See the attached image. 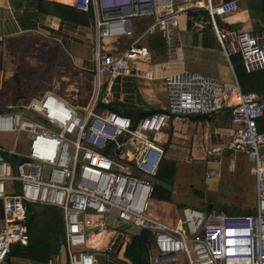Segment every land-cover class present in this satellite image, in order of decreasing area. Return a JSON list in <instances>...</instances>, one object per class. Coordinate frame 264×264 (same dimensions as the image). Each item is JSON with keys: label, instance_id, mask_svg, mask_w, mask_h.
<instances>
[{"label": "built area", "instance_id": "1", "mask_svg": "<svg viewBox=\"0 0 264 264\" xmlns=\"http://www.w3.org/2000/svg\"><path fill=\"white\" fill-rule=\"evenodd\" d=\"M169 1L74 0L75 8L92 16L91 67L72 63L90 76L91 97L77 106L51 87L0 109V133L14 134L9 147L0 146V264H7L12 246L27 242L23 220L30 203L60 208L66 264H97L95 252L116 253L131 235L126 228L150 233L148 264H264V131L256 128L264 96L242 92L235 79L219 81L178 70L162 77L160 111L132 121L97 106L98 101L107 105L100 87L116 75L152 77V56L137 42L139 37L158 34L162 59H175L178 12L186 14L189 30L208 28L225 57L239 56L245 72L264 69V35L237 29L224 19L237 7L236 0H195L201 4L183 9ZM142 19L149 21L140 36L118 49V40L130 36ZM105 39L113 42L108 49L103 48ZM225 108L228 122L215 132L228 136L227 147L252 162L251 210L226 213L183 205L172 222L152 216L150 178L163 157L155 134L172 116ZM19 134L23 151L16 148ZM103 232L107 240L97 246L96 236Z\"/></svg>", "mask_w": 264, "mask_h": 264}, {"label": "crops", "instance_id": "2", "mask_svg": "<svg viewBox=\"0 0 264 264\" xmlns=\"http://www.w3.org/2000/svg\"><path fill=\"white\" fill-rule=\"evenodd\" d=\"M43 1L38 3L37 0H0V75L3 80L7 79L11 82L13 87L10 86L14 92L13 96L16 97L17 95L21 96L24 86H26L21 80L31 74V67L27 68L18 63L16 64L17 68H13L11 66L12 64H8L7 58L9 56L16 57L15 54L21 52V43L24 40L32 41L33 43L42 42V48H45L46 44H49V47L53 46V52L56 51L61 56L67 57L68 62L74 69L73 64L80 67H91L90 59L93 39L91 29L92 16L90 11H82L75 8L74 0ZM236 3L237 7L228 13L224 19L237 29L260 31L264 35V8L261 6V0H236ZM143 20H146V23L149 21V19H142L138 22ZM173 37L176 48L175 59L170 62L162 59V41L158 34L144 35L137 39V42L145 45L151 53L152 60L148 69L152 77L150 79L134 77L128 73L113 77L105 85L103 93L100 95L101 97H107L108 108L126 115L130 119L134 118V120L142 111H160L164 104L162 77L178 70L195 72L214 80L231 81L235 79L237 82L234 66H240L239 60L235 63L231 62L230 57L234 54L225 57L213 33L208 28L202 31L189 30L186 14L184 12H178ZM122 38L118 40V49L124 47L120 45ZM112 43L111 40L105 39L103 41V48H110ZM46 55L47 51H44L43 56L45 57ZM135 66L140 70L145 69V65L141 63H135ZM259 71H253L252 73L258 75L261 73L260 79L263 72ZM260 88H264V85H255L253 89ZM41 92L28 98L16 99V101L20 100L24 102L31 97L40 95ZM249 92H254L258 95L261 94L254 90H250ZM9 105L1 106L0 109L6 108ZM75 105L80 106L78 104ZM227 114L228 109L225 108L212 114L172 116L154 136L157 143L163 149L162 158L174 162L175 166L178 163L190 164L192 161L198 164L204 162L208 166H212L209 170L203 171L204 178H214L210 182L207 181L209 182L208 184H202V190L204 191V194H202L203 200L206 197L208 199L205 202L206 204H204L203 210H206L207 205H210V208H212L213 206L210 202L216 201L212 197L215 198L217 196V198H220L221 194H224L222 192L226 189H231V196H234L233 198L235 199V196L239 193V180L234 176H229L238 167H241L240 158L247 157L244 153L233 151L227 147V142L229 141L228 136H219L215 132L217 127H222L227 124ZM257 120L256 122H258L259 127L264 131V114L262 113ZM16 148L18 149L17 146ZM223 153L226 155L225 159L222 157ZM222 162H225L224 170L221 165ZM236 164H238L237 167ZM174 168L173 177L168 183L155 179L154 176L150 178L152 186L155 185L169 193L168 202L150 198V204L152 205L151 215L153 208L156 207L155 202L168 207H172V205L176 207L175 205H178L180 208V206L187 205L185 202L179 201V199H175L173 196L176 194L175 190L177 189V186L174 185L176 167ZM224 173L227 174V178L224 182H221L219 180H221ZM200 192L199 189L192 190V193H196L197 195ZM195 208L197 207L195 206ZM229 210L233 211V209ZM124 227L121 226V228ZM126 230L131 234L137 233V230L133 228H126ZM106 240L107 233H99L96 236V245H101ZM125 243L124 241L120 244L116 253L104 254L102 252H95L94 255L97 264H130L122 255ZM7 264L41 263L31 262L27 259L9 255ZM42 264H66L65 255L61 247L57 254L51 256Z\"/></svg>", "mask_w": 264, "mask_h": 264}, {"label": "rangeland", "instance_id": "3", "mask_svg": "<svg viewBox=\"0 0 264 264\" xmlns=\"http://www.w3.org/2000/svg\"><path fill=\"white\" fill-rule=\"evenodd\" d=\"M200 4L201 2H195L192 7ZM145 24L146 20L136 22L131 36L121 39V47L125 46L132 39L139 36L140 31ZM41 43H33L32 41L24 40L23 43H21V52L15 54L16 57L9 56L7 58L8 64H12L11 66L13 68H17L16 64L18 63L26 66L27 68L31 67V74L21 80L26 86H24L21 96L17 95L18 93L15 94L17 97L13 96L14 92L12 91L13 86L11 82L7 79L3 80L0 75V107L9 105V103L13 104L16 99L28 98L29 96L36 95L43 90L50 89L51 87L56 94H59L72 104L84 106L93 92L90 76L74 69L68 62L67 57L61 56L56 51L53 52V46L49 47V44H46V47L42 48ZM44 51H47V55L45 57L43 56ZM105 85L106 83L101 85L100 95L103 93ZM13 136L14 134L10 133H0V146L9 147ZM17 138L18 143L16 146L19 150H23L22 135H18ZM222 157L223 159L226 158L225 153L222 154ZM240 162L242 164L241 167H238V169L234 171L231 176H229H234L240 183L239 193L235 196L236 199L233 198L234 196H231V189H226L222 192L224 194H221L220 198H217V196H215V198L212 197L213 200H216L210 202L213 206L212 208L219 210L229 208L233 209L234 212L240 213L250 210L253 203L252 162L244 157L240 158ZM221 165L224 170L225 162H222ZM237 165L238 164H236V167ZM175 167L176 173L174 177V185L177 186V189L175 190L176 194L173 196L175 199L185 202L188 206H196L197 208L203 210L204 204H206L205 202H207L208 199H206V197L203 200L202 194H204V191L202 190V184H208L214 179L204 178L203 171L209 170L212 166H208L204 162L198 164L192 161L190 164L178 163ZM226 175L227 174L224 173L219 181L224 182L227 178ZM193 189H199L201 192L197 195L196 193H192ZM155 204L156 207L153 208L152 216L158 217L159 219L169 223L172 222L178 215V205H175L176 207H174V205H172V207H168L156 202ZM151 207L152 205L150 204L149 213L151 211ZM60 246L58 250L60 249ZM149 254L150 248L148 250L147 261Z\"/></svg>", "mask_w": 264, "mask_h": 264}, {"label": "trees", "instance_id": "4", "mask_svg": "<svg viewBox=\"0 0 264 264\" xmlns=\"http://www.w3.org/2000/svg\"><path fill=\"white\" fill-rule=\"evenodd\" d=\"M37 2L41 3L44 1L37 0ZM261 6L264 8V0H261ZM190 13H193L192 10H190ZM230 58L232 63L238 60L240 62V58L237 54L231 55ZM260 71L263 72V75L259 79L261 73L258 75L252 72H245L241 65L239 67L234 66L239 89L242 92L254 90L264 96V88L253 89L255 85H264V69ZM260 82L261 84H259ZM97 106L107 107V105H104L100 101H98ZM151 112L155 111H142L137 115V118ZM227 116L229 118V111ZM131 120L134 121V118H131ZM256 128L257 130H261L258 122H256ZM174 167V162L162 158L157 166L154 178L163 180L167 183L170 182L175 170ZM150 197L160 201H169V193L155 185L152 186ZM220 210L226 213H236L226 208ZM23 226L27 234V244L24 247H11L9 255L42 264L51 256L57 254L59 245L63 240L61 210L58 207L37 203L29 204L26 217L23 220ZM149 248L150 233L146 230H139L137 233L128 236V241L123 246L122 255L130 264H147Z\"/></svg>", "mask_w": 264, "mask_h": 264}, {"label": "bare ground", "instance_id": "5", "mask_svg": "<svg viewBox=\"0 0 264 264\" xmlns=\"http://www.w3.org/2000/svg\"><path fill=\"white\" fill-rule=\"evenodd\" d=\"M174 2L176 5V8L183 9L187 7H192L195 2H200V1H192V0H170L169 3Z\"/></svg>", "mask_w": 264, "mask_h": 264}, {"label": "water", "instance_id": "6", "mask_svg": "<svg viewBox=\"0 0 264 264\" xmlns=\"http://www.w3.org/2000/svg\"><path fill=\"white\" fill-rule=\"evenodd\" d=\"M221 2H224V1H228V0H220ZM210 208V205H207L206 206V209H209Z\"/></svg>", "mask_w": 264, "mask_h": 264}]
</instances>
